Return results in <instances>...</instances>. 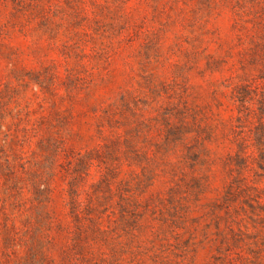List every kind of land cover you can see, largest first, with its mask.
<instances>
[{"label":"rangeland","instance_id":"obj_1","mask_svg":"<svg viewBox=\"0 0 264 264\" xmlns=\"http://www.w3.org/2000/svg\"><path fill=\"white\" fill-rule=\"evenodd\" d=\"M0 264H264V0H0Z\"/></svg>","mask_w":264,"mask_h":264},{"label":"trees","instance_id":"obj_2","mask_svg":"<svg viewBox=\"0 0 264 264\" xmlns=\"http://www.w3.org/2000/svg\"><path fill=\"white\" fill-rule=\"evenodd\" d=\"M91 203H92V200H91Z\"/></svg>","mask_w":264,"mask_h":264}]
</instances>
